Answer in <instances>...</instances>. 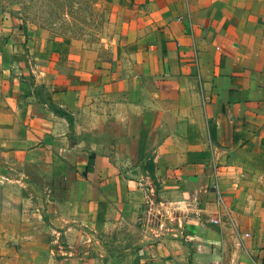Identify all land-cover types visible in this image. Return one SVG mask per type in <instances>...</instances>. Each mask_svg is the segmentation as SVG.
Instances as JSON below:
<instances>
[{
  "label": "crops",
  "instance_id": "1",
  "mask_svg": "<svg viewBox=\"0 0 264 264\" xmlns=\"http://www.w3.org/2000/svg\"><path fill=\"white\" fill-rule=\"evenodd\" d=\"M101 1L103 56L0 7V264H264V0Z\"/></svg>",
  "mask_w": 264,
  "mask_h": 264
},
{
  "label": "rangeland",
  "instance_id": "2",
  "mask_svg": "<svg viewBox=\"0 0 264 264\" xmlns=\"http://www.w3.org/2000/svg\"><path fill=\"white\" fill-rule=\"evenodd\" d=\"M101 0H0V7L49 37L63 36L77 42L84 54L107 55L121 34Z\"/></svg>",
  "mask_w": 264,
  "mask_h": 264
},
{
  "label": "built area",
  "instance_id": "3",
  "mask_svg": "<svg viewBox=\"0 0 264 264\" xmlns=\"http://www.w3.org/2000/svg\"><path fill=\"white\" fill-rule=\"evenodd\" d=\"M212 168H213L212 170H213L214 186H215V188L218 189V191H219V183H218V180H219V173H218V171H217L218 166L216 165V162H215V161L212 163ZM149 192H150V195L153 196V195L156 193V189H155L154 187H151L150 190H149ZM219 193H220V191H219ZM219 195H220V194H219ZM148 203H150L151 205L154 204L153 199L151 198L150 201H149ZM153 210H154V207L150 208L148 214H151V215L153 214V215H155L154 212H153ZM219 219H220V218L217 217V218H215V219L213 220V222H214L215 224H218V223H219Z\"/></svg>",
  "mask_w": 264,
  "mask_h": 264
}]
</instances>
